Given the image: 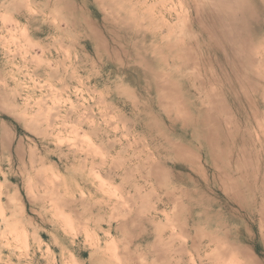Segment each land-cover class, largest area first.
Here are the masks:
<instances>
[{"label": "rangeland", "instance_id": "374dc122", "mask_svg": "<svg viewBox=\"0 0 264 264\" xmlns=\"http://www.w3.org/2000/svg\"><path fill=\"white\" fill-rule=\"evenodd\" d=\"M0 264H264V0H0Z\"/></svg>", "mask_w": 264, "mask_h": 264}, {"label": "bare ground", "instance_id": "6f19581e", "mask_svg": "<svg viewBox=\"0 0 264 264\" xmlns=\"http://www.w3.org/2000/svg\"><path fill=\"white\" fill-rule=\"evenodd\" d=\"M109 234V233H108Z\"/></svg>", "mask_w": 264, "mask_h": 264}]
</instances>
